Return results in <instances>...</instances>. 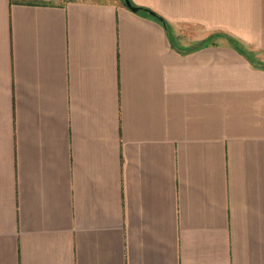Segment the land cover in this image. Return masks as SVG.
<instances>
[{
  "label": "crops",
  "instance_id": "obj_1",
  "mask_svg": "<svg viewBox=\"0 0 264 264\" xmlns=\"http://www.w3.org/2000/svg\"><path fill=\"white\" fill-rule=\"evenodd\" d=\"M0 0V264H264V0Z\"/></svg>",
  "mask_w": 264,
  "mask_h": 264
},
{
  "label": "trees",
  "instance_id": "obj_2",
  "mask_svg": "<svg viewBox=\"0 0 264 264\" xmlns=\"http://www.w3.org/2000/svg\"><path fill=\"white\" fill-rule=\"evenodd\" d=\"M35 2H39V1H36L34 0ZM140 7V10H145V11H148V12H153V14H151L154 18L158 19L159 21L161 22H165L164 18L162 16H160L158 13H156L155 11H153L152 9L150 8H147V7H142V6H138Z\"/></svg>",
  "mask_w": 264,
  "mask_h": 264
},
{
  "label": "water",
  "instance_id": "obj_3",
  "mask_svg": "<svg viewBox=\"0 0 264 264\" xmlns=\"http://www.w3.org/2000/svg\"><path fill=\"white\" fill-rule=\"evenodd\" d=\"M125 4L133 11L138 12L140 11V7L134 6L131 2V0H124ZM150 14H153V12H149Z\"/></svg>",
  "mask_w": 264,
  "mask_h": 264
},
{
  "label": "rangeland",
  "instance_id": "obj_4",
  "mask_svg": "<svg viewBox=\"0 0 264 264\" xmlns=\"http://www.w3.org/2000/svg\"><path fill=\"white\" fill-rule=\"evenodd\" d=\"M62 1H64V0H56L55 2H62Z\"/></svg>",
  "mask_w": 264,
  "mask_h": 264
}]
</instances>
